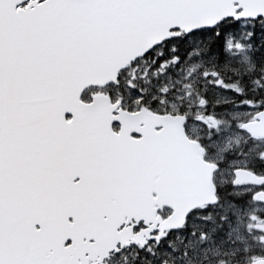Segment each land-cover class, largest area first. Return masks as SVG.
I'll use <instances>...</instances> for the list:
<instances>
[{
  "label": "snow or ice",
  "instance_id": "obj_1",
  "mask_svg": "<svg viewBox=\"0 0 264 264\" xmlns=\"http://www.w3.org/2000/svg\"><path fill=\"white\" fill-rule=\"evenodd\" d=\"M264 0H0V264H264Z\"/></svg>",
  "mask_w": 264,
  "mask_h": 264
},
{
  "label": "water",
  "instance_id": "obj_2",
  "mask_svg": "<svg viewBox=\"0 0 264 264\" xmlns=\"http://www.w3.org/2000/svg\"><path fill=\"white\" fill-rule=\"evenodd\" d=\"M256 128V131H257V134H261V133H264V126H261V125H255L254 126Z\"/></svg>",
  "mask_w": 264,
  "mask_h": 264
},
{
  "label": "flooded vegetation",
  "instance_id": "obj_3",
  "mask_svg": "<svg viewBox=\"0 0 264 264\" xmlns=\"http://www.w3.org/2000/svg\"><path fill=\"white\" fill-rule=\"evenodd\" d=\"M259 135H264V133H261V134H259Z\"/></svg>",
  "mask_w": 264,
  "mask_h": 264
}]
</instances>
